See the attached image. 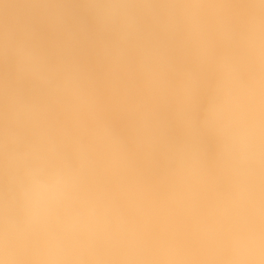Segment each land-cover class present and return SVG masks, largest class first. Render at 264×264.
I'll return each mask as SVG.
<instances>
[{
    "label": "clouds",
    "instance_id": "obj_1",
    "mask_svg": "<svg viewBox=\"0 0 264 264\" xmlns=\"http://www.w3.org/2000/svg\"><path fill=\"white\" fill-rule=\"evenodd\" d=\"M85 2L112 36L114 70L142 81L136 144L149 154L163 146L159 178L170 182L168 199L197 250L144 243L95 182L94 144L114 134L108 125L84 130L94 95L75 71L51 68L21 44L17 71L42 95L5 102L0 87V264H264V0ZM172 40L194 65L175 80ZM5 51L0 31V57ZM170 100L183 140L165 145L156 107Z\"/></svg>",
    "mask_w": 264,
    "mask_h": 264
},
{
    "label": "bare ground",
    "instance_id": "obj_2",
    "mask_svg": "<svg viewBox=\"0 0 264 264\" xmlns=\"http://www.w3.org/2000/svg\"><path fill=\"white\" fill-rule=\"evenodd\" d=\"M0 31L6 46L0 57V87L5 102L14 94L25 98L42 95L30 79L18 73L13 52L17 45L34 50L51 68L75 71L96 99V106L84 117V130L108 125L114 134L94 144L96 184L121 209L152 251H196L197 243L187 222L176 215L168 199L170 182L159 178L165 167L163 146L161 152L149 154L146 147L136 144L138 115L133 106L143 99L142 81L130 69L114 70L106 51L112 36L98 28L85 0H52L47 5L34 0H4ZM146 33L153 40L161 39L150 27ZM165 44L175 80L194 65L178 40ZM206 102L207 90L202 88L199 106ZM156 115L164 131V144L180 143L183 133L174 102L158 105ZM208 146L211 150L210 141Z\"/></svg>",
    "mask_w": 264,
    "mask_h": 264
}]
</instances>
